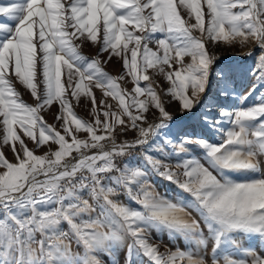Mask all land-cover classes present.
<instances>
[{"label": "snow or ice", "instance_id": "1", "mask_svg": "<svg viewBox=\"0 0 264 264\" xmlns=\"http://www.w3.org/2000/svg\"><path fill=\"white\" fill-rule=\"evenodd\" d=\"M0 17V264H105L101 255L120 264L117 250L125 247L123 264L134 257L142 264H264V173L249 175L264 163V93L259 104L218 113L206 103L213 79L224 82L221 96L236 98L224 73H213L220 42L259 49L256 83L241 105L264 85V0H10L0 4ZM88 43L99 45L90 60L81 52ZM114 58L131 77L130 92L118 82L125 76L103 68ZM165 96L179 105L178 116ZM82 97L91 100L93 121L73 110L72 100ZM57 104L62 131L42 115ZM198 106L220 142L188 134L174 142V121ZM130 129L134 140L118 142ZM162 134L178 162L155 158L150 148L133 156ZM190 145L203 150V162L190 156ZM132 159L140 163L126 162ZM152 176L174 185L176 196L161 197ZM121 194L139 207L118 200ZM153 230L195 249L161 253L149 242ZM241 234L257 238L259 250L239 245Z\"/></svg>", "mask_w": 264, "mask_h": 264}, {"label": "rangeland", "instance_id": "2", "mask_svg": "<svg viewBox=\"0 0 264 264\" xmlns=\"http://www.w3.org/2000/svg\"><path fill=\"white\" fill-rule=\"evenodd\" d=\"M10 0H0V4H6L9 3ZM0 20H3L2 17H0ZM194 22V21H193ZM154 38H162V34H153ZM149 47L155 48V44H149ZM99 48V45H93L92 43H88L87 45L83 46L81 49V52L83 55H85L89 60L96 57L97 49ZM248 53H251L249 55ZM214 54L218 57V59L215 61L214 67H213V73H215L217 70L222 71L224 73L225 81H227L228 86L230 88L231 92H235L236 98H233L231 95L229 96H221V88L223 87L224 82L213 79L211 83V87L209 88V91L206 95V103L210 106H212V112L218 113L221 106H224L228 110H234L238 107H247V106H253L256 104H259L261 93H264V85H260L256 88V91L252 93L251 96L248 97V100L244 102V105L240 104L239 97L243 96L244 94L248 93L252 86L256 83V76L253 74V70L255 68V64L258 62L259 57V49H257L254 45L251 44H245L241 45L239 43H236L234 45H227L223 44V42H220L214 49ZM107 54H104L100 57L101 60H104L106 58ZM104 70L112 75L113 77H119L121 75L125 76L124 81H118L122 87L126 88L129 92L134 87V84L131 80V77L127 76V69L123 67V62L119 58H114L111 62L103 64ZM152 70H149V74L151 75ZM159 84H163V87L166 91V89L169 87V84L164 81L162 78L157 82ZM146 82L141 81L140 86H145ZM155 86V85H154ZM17 90L21 93V98L27 102L32 103V97L30 96V93L26 91L22 86L19 84H16ZM159 90V89H158ZM94 94L99 100L102 97V92L99 89H93ZM109 103H111L114 107L116 104V101L112 100L111 97L106 98ZM86 98H81L79 102L76 100H72V106L74 112L77 114L78 117H81L83 119L93 121L94 117L91 115V100L87 101V104H85ZM167 110L171 112L174 116H178V108L179 105L175 101H170V98L165 96L164 97ZM98 110H100L99 104L97 105ZM59 114V106L53 105L50 109L45 110L42 115L44 120L49 124L54 126L57 130L62 131L60 129V123L62 121H59L56 119V116ZM101 118L102 111L100 112ZM201 115V109L198 106V108L193 112V114L183 120H177L174 121L173 125L171 126V132L169 133L172 137L174 142H179V138L183 136L184 134L191 135L193 137H204L209 140V142L213 143H219L220 142V134L210 129L208 126L204 125L200 119ZM152 117L149 115V121L151 122ZM231 128L230 123L224 124V129L227 130ZM22 135V133H21ZM82 138L86 137V133H80L79 134ZM135 138V133L133 130H129L128 135L120 134L118 136V142H123L125 140L131 142ZM28 147L30 149L34 148L33 142L29 141L27 138H24ZM161 145L162 150L159 148L154 147L155 145ZM46 147V146H45ZM45 147H41L39 149L35 150V153L37 155L43 154L45 151ZM190 149V156L200 158L203 162V156L204 152L203 150L199 149L195 145L188 146ZM151 149L148 154L152 155L155 158L161 159L165 162L175 164L178 162L181 157L177 155L172 154V148L168 145L164 144L163 141V134L160 137H156L153 140L149 142V145H146L144 147H137L133 150V156L138 157L139 154L142 151H145L146 149ZM6 157L9 160H13V154L9 147H5L3 149ZM264 159V158H262ZM126 162H131L133 165H138L140 163L139 159H132V160H126ZM264 173V163L261 164V173H251L250 176L260 175ZM234 178L238 179H245L247 177L242 176L240 174H233ZM151 182L155 186V191L159 193L161 197H167L169 199H173L176 196V190L174 185L170 184L168 181L160 179L156 176L150 177ZM118 200L123 201L125 204L130 205L134 208H138L139 206L136 205L133 201H130L125 197L123 194H121L118 198ZM194 216L197 215L195 211L192 213ZM62 227L66 228V225H62ZM236 241L239 245H241L243 248L253 247L259 250L260 244L259 240L255 237H249L244 236L241 234L239 237L236 238ZM150 243L153 245L158 246L159 251L161 253L167 252V251H176L177 248L180 250H189L195 249L194 243H189L185 241L180 236L171 237L170 234L166 231H157L153 230L151 232L150 236ZM73 250L74 251H80L82 253V249H77L75 244H73ZM126 252V247L124 249H118L117 255L120 259V264H123V258L124 253ZM235 258H239V256H236ZM101 259L105 261V264H109L108 257L105 255H101ZM134 264H142L141 258H133ZM146 260V258H143ZM179 264V262H178Z\"/></svg>", "mask_w": 264, "mask_h": 264}]
</instances>
